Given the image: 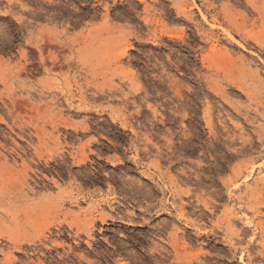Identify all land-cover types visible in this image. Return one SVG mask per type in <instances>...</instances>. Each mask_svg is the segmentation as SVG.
Segmentation results:
<instances>
[{"label":"rangeland","instance_id":"1","mask_svg":"<svg viewBox=\"0 0 264 264\" xmlns=\"http://www.w3.org/2000/svg\"><path fill=\"white\" fill-rule=\"evenodd\" d=\"M0 264H264V0H0Z\"/></svg>","mask_w":264,"mask_h":264}]
</instances>
